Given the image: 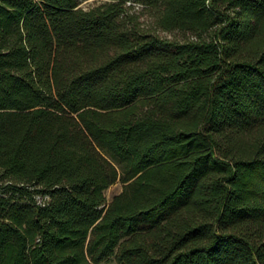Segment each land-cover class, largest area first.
Here are the masks:
<instances>
[{
  "label": "trees",
  "instance_id": "obj_1",
  "mask_svg": "<svg viewBox=\"0 0 264 264\" xmlns=\"http://www.w3.org/2000/svg\"><path fill=\"white\" fill-rule=\"evenodd\" d=\"M79 5L0 0V264H264V0Z\"/></svg>",
  "mask_w": 264,
  "mask_h": 264
},
{
  "label": "rangeland",
  "instance_id": "obj_2",
  "mask_svg": "<svg viewBox=\"0 0 264 264\" xmlns=\"http://www.w3.org/2000/svg\"><path fill=\"white\" fill-rule=\"evenodd\" d=\"M106 2V0H80V7L84 8V9H90L93 7H96L102 3ZM135 10L137 12H142L143 8L141 6H136ZM141 21L145 22V23H150L151 19L148 17V15L146 13H142L141 14ZM160 34L162 36L171 38V39H184L186 37V35L182 32L179 31H175L172 33H167V32H160ZM124 188V183L119 179L117 180L116 183H114L112 186H110L106 191V198H107V202H110L114 196L118 195L119 193H121L123 191ZM101 264H118L115 260V258H111L109 261L107 262H103Z\"/></svg>",
  "mask_w": 264,
  "mask_h": 264
}]
</instances>
